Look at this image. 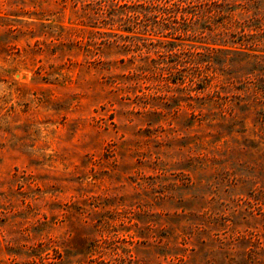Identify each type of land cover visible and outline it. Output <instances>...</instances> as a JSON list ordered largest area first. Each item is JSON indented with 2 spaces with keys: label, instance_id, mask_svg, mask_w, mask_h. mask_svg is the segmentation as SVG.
<instances>
[{
  "label": "rangeland",
  "instance_id": "rangeland-1",
  "mask_svg": "<svg viewBox=\"0 0 264 264\" xmlns=\"http://www.w3.org/2000/svg\"><path fill=\"white\" fill-rule=\"evenodd\" d=\"M0 264H264V0H0Z\"/></svg>",
  "mask_w": 264,
  "mask_h": 264
},
{
  "label": "trees",
  "instance_id": "trees-1",
  "mask_svg": "<svg viewBox=\"0 0 264 264\" xmlns=\"http://www.w3.org/2000/svg\"><path fill=\"white\" fill-rule=\"evenodd\" d=\"M179 1H181V0H179ZM172 50V49H171Z\"/></svg>",
  "mask_w": 264,
  "mask_h": 264
}]
</instances>
